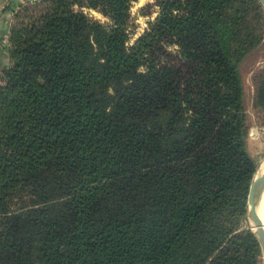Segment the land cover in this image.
I'll return each instance as SVG.
<instances>
[{"label":"trees","instance_id":"obj_1","mask_svg":"<svg viewBox=\"0 0 264 264\" xmlns=\"http://www.w3.org/2000/svg\"><path fill=\"white\" fill-rule=\"evenodd\" d=\"M37 0L0 69V264H262L241 66L259 0ZM85 9L109 19L103 23ZM253 110L264 126V69Z\"/></svg>","mask_w":264,"mask_h":264},{"label":"rangeland","instance_id":"obj_2","mask_svg":"<svg viewBox=\"0 0 264 264\" xmlns=\"http://www.w3.org/2000/svg\"><path fill=\"white\" fill-rule=\"evenodd\" d=\"M91 16L100 19L103 23H109V19L101 13L85 9ZM160 13L157 0H139L133 2L131 7V29L132 35L130 43H134L149 28V24L154 22ZM264 69V43L256 51L250 54L242 63L241 72L245 85L247 99L249 101V112L252 116L253 126L250 130L251 145L250 151L254 155L264 157V126L261 125L262 119L258 118L253 110V97L255 93V74ZM250 227V220L248 219ZM264 264V260L263 263Z\"/></svg>","mask_w":264,"mask_h":264},{"label":"crops","instance_id":"obj_3","mask_svg":"<svg viewBox=\"0 0 264 264\" xmlns=\"http://www.w3.org/2000/svg\"><path fill=\"white\" fill-rule=\"evenodd\" d=\"M37 0H0V69L10 65L9 36L16 11Z\"/></svg>","mask_w":264,"mask_h":264},{"label":"water","instance_id":"obj_4","mask_svg":"<svg viewBox=\"0 0 264 264\" xmlns=\"http://www.w3.org/2000/svg\"><path fill=\"white\" fill-rule=\"evenodd\" d=\"M264 7V0H259ZM264 163V157L260 161L254 178L250 185L249 195H248V219L258 225L259 229L254 232L258 238L261 246L263 260H264V226L262 220L258 214L257 205L259 203L261 194L264 191V172L258 176V172Z\"/></svg>","mask_w":264,"mask_h":264},{"label":"bare ground","instance_id":"obj_5","mask_svg":"<svg viewBox=\"0 0 264 264\" xmlns=\"http://www.w3.org/2000/svg\"><path fill=\"white\" fill-rule=\"evenodd\" d=\"M263 172H264V163H263L261 169L258 172V176L263 174ZM257 210H258V214H259V216H260V218L262 220V224L264 226V191L261 194L259 203L257 205ZM250 225H251V229H252L253 232H257L258 231L259 227H258L257 224H255L254 222L250 221Z\"/></svg>","mask_w":264,"mask_h":264}]
</instances>
